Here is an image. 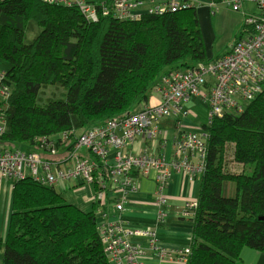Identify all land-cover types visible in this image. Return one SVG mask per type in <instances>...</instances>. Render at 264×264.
I'll return each mask as SVG.
<instances>
[{"label": "trees", "instance_id": "16d2710c", "mask_svg": "<svg viewBox=\"0 0 264 264\" xmlns=\"http://www.w3.org/2000/svg\"><path fill=\"white\" fill-rule=\"evenodd\" d=\"M196 12L91 22L42 0H0V68L9 91L0 101L7 124L0 142L45 150L37 138L57 140L123 115L147 99L162 73L208 63ZM50 85L63 97L38 104ZM204 129L186 264H238L242 248L264 253V86L241 114L215 117ZM227 183L233 196L223 193ZM3 244L2 264H109L94 211L30 177L12 184Z\"/></svg>", "mask_w": 264, "mask_h": 264}, {"label": "built area", "instance_id": "2783aa9c", "mask_svg": "<svg viewBox=\"0 0 264 264\" xmlns=\"http://www.w3.org/2000/svg\"><path fill=\"white\" fill-rule=\"evenodd\" d=\"M48 5L75 8L88 21L101 18L121 21H138L144 16H162L183 10L207 8L214 14L217 7H228L241 12L244 3L255 4L256 12L245 10V36L237 39L228 52L192 68H173L162 73L151 87L149 97L129 112L107 121L88 125L78 134H58V139L43 136L37 138L45 150L8 147L0 142V177L13 182L30 177L43 185H53L60 178H74L91 186L95 203L104 205L107 197L113 198L117 211L126 209L128 194L134 192L138 177L155 173L158 188L156 204L166 205L161 194L174 170L182 171L193 182L205 170L207 156V132L204 129L215 117L225 114L239 115L246 104L262 91L264 86V0H42ZM5 70L0 68V101H5L9 91L5 85ZM198 98L205 105L204 125L198 129L176 126L168 143L172 157L167 161L161 146V123L172 115L186 117L189 110L183 103ZM3 106L0 105V111ZM6 131V120L0 113V137ZM164 141V143H165ZM156 144L153 145V144ZM139 144L145 148L139 151ZM60 149L62 152L57 156ZM46 154L62 157L65 172L52 173L54 162ZM117 195V196H116ZM112 201V200H110ZM197 208L194 199L185 203L181 215L192 219ZM106 216V214H104ZM163 213L159 211L158 218ZM96 218V228L101 235L104 252L109 264H157L144 263L139 244L160 254L164 259L167 249L157 241L154 227H133L124 223L101 224V214ZM139 239V240H136ZM174 252L178 264H186L190 248Z\"/></svg>", "mask_w": 264, "mask_h": 264}, {"label": "crops", "instance_id": "0c3cea01", "mask_svg": "<svg viewBox=\"0 0 264 264\" xmlns=\"http://www.w3.org/2000/svg\"><path fill=\"white\" fill-rule=\"evenodd\" d=\"M199 10L202 15L208 14L207 8H200ZM192 99H194V103L195 99L200 102L196 109H191L187 106ZM183 107L189 110V114L186 117L172 115L160 125L163 135H167L168 139L165 141L163 137L161 146L156 149L164 153L167 161L172 157V146L170 147L168 140L175 134L176 126H179L180 129L196 130L203 126L205 122L206 108L198 98H191L189 101L184 102ZM153 145L156 146L155 143ZM144 150V146L139 144V151L144 152ZM46 156L55 163L51 168L52 173L65 172L66 166L61 162L62 157L56 159L55 155L52 154H46ZM235 169L237 172L240 171V167H236ZM200 176L196 177L193 182H190L185 173L174 170L170 174L168 183L161 190V194L166 198V205L159 207L156 204L158 188L155 182V173L151 171L146 177H138L136 189L134 192L128 194L129 202L126 203V209L122 211H117L114 208L113 198L110 197L105 199L106 203L104 205L101 204L103 203L102 201L95 203L91 186L81 183L74 178H58L54 182L53 187L69 203L75 204L81 211H94V217L100 213L101 224L106 220L107 225L124 223L133 227H154L157 241L162 247L167 249V253L163 256L164 259L160 260V254L145 247L143 239H140L137 242L141 243L140 245L145 252L142 254L141 260L144 263L178 264L174 252L172 253L171 251L190 247L192 220L183 217L181 211L186 202L191 199H197ZM11 191V182L0 177V264H2L4 254L3 241L10 213ZM159 211L163 213L162 219L158 218ZM238 264H264V253L246 247L242 248Z\"/></svg>", "mask_w": 264, "mask_h": 264}, {"label": "rangeland", "instance_id": "374dc122", "mask_svg": "<svg viewBox=\"0 0 264 264\" xmlns=\"http://www.w3.org/2000/svg\"><path fill=\"white\" fill-rule=\"evenodd\" d=\"M214 10V14L208 12L207 15H202L200 10L196 12L197 26L203 39L206 58L209 61L223 56L237 39L247 34L245 32L246 26L242 13L245 12V10L256 12L257 6L255 4L244 3L242 13L240 11L234 12L230 8L222 6L217 7ZM36 30L37 28L34 27L33 32H28L26 34V38H32ZM63 93L65 92L60 86H43L38 93L37 102L38 104H45L49 101V99L63 97ZM193 100L194 99H192L187 106L191 109H196L200 102L195 99L194 103ZM145 101L140 100L135 104V106ZM84 129L85 128H81V130L79 129V131L75 132V134L80 133ZM10 147H21L22 151L28 150L24 144L11 145ZM62 152L66 151L60 149L57 156H60ZM225 159L228 160L227 157H225ZM65 165L68 166L69 163H66ZM246 167L245 173L249 174L252 170V166ZM223 193L227 196H233L235 194V186L232 183H227V186L224 187Z\"/></svg>", "mask_w": 264, "mask_h": 264}]
</instances>
